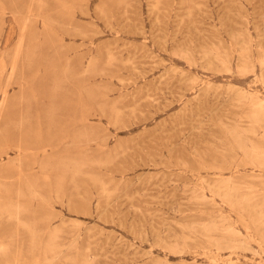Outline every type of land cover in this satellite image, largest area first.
<instances>
[{"label":"rangeland","instance_id":"rangeland-1","mask_svg":"<svg viewBox=\"0 0 264 264\" xmlns=\"http://www.w3.org/2000/svg\"><path fill=\"white\" fill-rule=\"evenodd\" d=\"M0 59V264H264V0H0Z\"/></svg>","mask_w":264,"mask_h":264},{"label":"bare ground","instance_id":"bare-ground-1","mask_svg":"<svg viewBox=\"0 0 264 264\" xmlns=\"http://www.w3.org/2000/svg\"><path fill=\"white\" fill-rule=\"evenodd\" d=\"M46 22H47V21H46ZM10 34H11V26H10V27L8 28V30H7V37H6V39L9 37ZM2 55H3V54H2ZM2 55H1V56H2ZM0 60H1V59H0ZM11 66H12V63H11ZM0 76H1V75H0ZM0 85H1V84H0ZM3 88H4V86H3ZM3 88H1L0 90H3ZM1 93H2V92H1ZM250 96H251V95H250ZM243 97H244V96H243ZM244 98H245V97H244ZM260 103H262V102H260ZM263 110H264V108H263ZM263 110H262V111H263ZM259 112H260V111H259ZM261 113H262V112H261ZM263 113H264V111H263ZM263 113H262V114H263ZM259 116H260V114H259ZM259 116H258V117H259ZM262 116H263V115H262ZM260 118H261V117H259V119H260ZM262 118H263V117H262ZM250 143H251V142H250ZM240 144H241V143H240ZM241 146H242V145H241ZM253 148H254V147H253ZM245 199H246V198H245ZM207 225H208V224H207Z\"/></svg>","mask_w":264,"mask_h":264}]
</instances>
